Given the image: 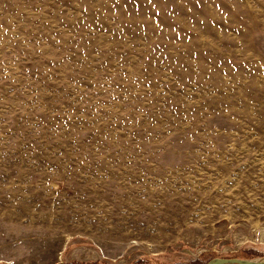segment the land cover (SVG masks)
Segmentation results:
<instances>
[{
	"label": "rangeland",
	"instance_id": "374dc122",
	"mask_svg": "<svg viewBox=\"0 0 264 264\" xmlns=\"http://www.w3.org/2000/svg\"><path fill=\"white\" fill-rule=\"evenodd\" d=\"M264 261V0H0V264Z\"/></svg>",
	"mask_w": 264,
	"mask_h": 264
},
{
	"label": "water",
	"instance_id": "95a60500",
	"mask_svg": "<svg viewBox=\"0 0 264 264\" xmlns=\"http://www.w3.org/2000/svg\"><path fill=\"white\" fill-rule=\"evenodd\" d=\"M206 264H264V261H252V260H243V259H216V260H211L207 262Z\"/></svg>",
	"mask_w": 264,
	"mask_h": 264
}]
</instances>
